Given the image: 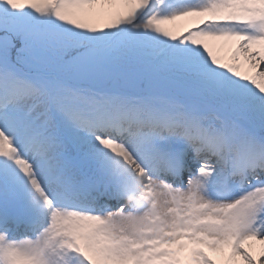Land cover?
I'll use <instances>...</instances> for the list:
<instances>
[{"label":"snow or ice","instance_id":"snow-or-ice-1","mask_svg":"<svg viewBox=\"0 0 264 264\" xmlns=\"http://www.w3.org/2000/svg\"><path fill=\"white\" fill-rule=\"evenodd\" d=\"M0 264H264V0H0Z\"/></svg>","mask_w":264,"mask_h":264},{"label":"rangeland","instance_id":"rangeland-1","mask_svg":"<svg viewBox=\"0 0 264 264\" xmlns=\"http://www.w3.org/2000/svg\"><path fill=\"white\" fill-rule=\"evenodd\" d=\"M178 23H180V22H178ZM209 255H212L214 258H218V254L217 253L209 252Z\"/></svg>","mask_w":264,"mask_h":264}]
</instances>
